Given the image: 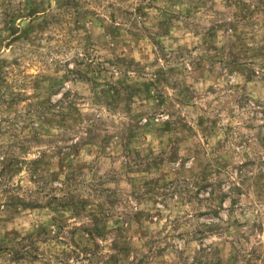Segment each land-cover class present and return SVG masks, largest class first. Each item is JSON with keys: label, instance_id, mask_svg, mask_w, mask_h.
<instances>
[{"label": "rangeland", "instance_id": "374dc122", "mask_svg": "<svg viewBox=\"0 0 264 264\" xmlns=\"http://www.w3.org/2000/svg\"><path fill=\"white\" fill-rule=\"evenodd\" d=\"M0 264H264V0H0Z\"/></svg>", "mask_w": 264, "mask_h": 264}]
</instances>
